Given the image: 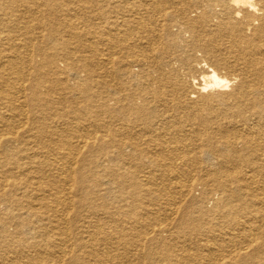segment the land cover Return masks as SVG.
Returning a JSON list of instances; mask_svg holds the SVG:
<instances>
[{"label":"bare ground","instance_id":"6f19581e","mask_svg":"<svg viewBox=\"0 0 264 264\" xmlns=\"http://www.w3.org/2000/svg\"><path fill=\"white\" fill-rule=\"evenodd\" d=\"M0 264H264V0H0Z\"/></svg>","mask_w":264,"mask_h":264},{"label":"rangeland","instance_id":"374dc122","mask_svg":"<svg viewBox=\"0 0 264 264\" xmlns=\"http://www.w3.org/2000/svg\"><path fill=\"white\" fill-rule=\"evenodd\" d=\"M199 53V54H198ZM202 52L201 51H196L195 53H194V55L196 56V58H201L202 57ZM220 71H221V73L222 74H226V75H229L230 74V71H228V70H226V69H220ZM232 73V72H231ZM245 114L246 115H249V113L248 112H245ZM219 141H218V143L220 142V141H223L222 139H218ZM238 146H240V145H238Z\"/></svg>","mask_w":264,"mask_h":264}]
</instances>
